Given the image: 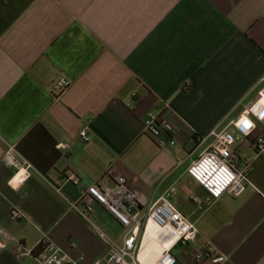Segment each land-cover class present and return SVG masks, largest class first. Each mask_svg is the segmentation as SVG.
Listing matches in <instances>:
<instances>
[{
    "label": "crops",
    "instance_id": "crops-1",
    "mask_svg": "<svg viewBox=\"0 0 264 264\" xmlns=\"http://www.w3.org/2000/svg\"><path fill=\"white\" fill-rule=\"evenodd\" d=\"M58 75L70 82L60 94L51 87ZM260 97L264 0H0V160L37 124L48 135L36 132L24 152L41 165L58 153L44 175L28 168L24 180L0 161V230L11 237L0 264H41L28 252L45 233L81 264L103 260L97 233L120 244L125 230L97 204L83 203L81 216L69 203L116 177L147 204L165 197L194 224V242L171 250L176 264H192L207 243L223 264H264V150L255 155L236 137L237 168L248 163L237 196L206 201L186 174L210 132L252 118ZM164 104L179 122L172 146L166 134L157 145L143 132L147 113ZM254 125L253 135L264 133V120Z\"/></svg>",
    "mask_w": 264,
    "mask_h": 264
},
{
    "label": "built area",
    "instance_id": "built-area-1",
    "mask_svg": "<svg viewBox=\"0 0 264 264\" xmlns=\"http://www.w3.org/2000/svg\"><path fill=\"white\" fill-rule=\"evenodd\" d=\"M69 85V80L58 75L52 81L51 87L53 91L60 94ZM186 89L187 85H184L183 90ZM261 98H263L262 101ZM250 111L252 118L244 117L240 121L231 120L226 128L211 131L210 144L186 168L188 177L206 194V201H215L224 193L237 196L243 192L248 183L245 175L248 163H245L243 169L237 168L238 156L233 152L232 145L236 137H242L248 139L255 155H259L264 150V133L253 135L254 120L257 122L264 120V97H260ZM178 123L173 112L164 104L159 111L147 113L142 124L143 132L157 145L163 144L161 135L166 134L169 137L167 143L172 146L175 144L173 135ZM79 137L82 141L88 140L87 129L83 128L79 132ZM0 161L3 165L15 170L14 177L17 180H24L26 170L34 168L13 144H6ZM65 179L71 182L77 181L73 174H68ZM191 200L196 202V198H191ZM83 203L97 204L125 230L120 244L101 231L97 233L106 245L107 253L103 260L94 264H144L139 259V255L149 222L157 227L153 239L161 248L153 264H176V259L171 253L172 248L179 242L193 243L196 237L197 230L194 224L165 197L147 204L140 194L126 187L121 177H116L113 185L97 181L83 188L78 202L69 203V209L85 216L79 209ZM9 217L12 220H18L21 214L11 211ZM10 239L11 237L5 231L0 230V244ZM39 244L41 250L36 257L41 264H81L83 260L82 256L76 259L71 258L48 233L43 234ZM23 254V250L19 249L15 257L20 259ZM28 254H31V251ZM205 260L211 264H223L226 256L207 243L197 247L191 256L192 264H201Z\"/></svg>",
    "mask_w": 264,
    "mask_h": 264
},
{
    "label": "trees",
    "instance_id": "trees-1",
    "mask_svg": "<svg viewBox=\"0 0 264 264\" xmlns=\"http://www.w3.org/2000/svg\"><path fill=\"white\" fill-rule=\"evenodd\" d=\"M36 132H43L46 135L47 132L44 129L43 126H41L40 124L35 125L25 136L24 138L15 146L16 150L33 166L35 167V169H37L40 173H42L43 175L46 173L47 169H49L50 167H52L55 159H57L58 157V153L55 152L54 156L52 157V159H50L45 165H41L40 163H37L34 159H32L31 157H29L26 152H24L23 146L30 140V138H32V136H34V134ZM41 250V245L38 244L32 251H31V255L36 257L39 252Z\"/></svg>",
    "mask_w": 264,
    "mask_h": 264
},
{
    "label": "bare ground",
    "instance_id": "bare-ground-1",
    "mask_svg": "<svg viewBox=\"0 0 264 264\" xmlns=\"http://www.w3.org/2000/svg\"><path fill=\"white\" fill-rule=\"evenodd\" d=\"M156 231L157 227L152 222H149L143 241V247L139 255V259L144 264H153L161 250L160 246L153 239V235Z\"/></svg>",
    "mask_w": 264,
    "mask_h": 264
}]
</instances>
